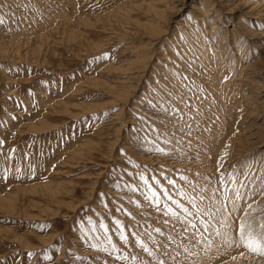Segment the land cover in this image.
<instances>
[{
	"label": "rangeland",
	"instance_id": "1",
	"mask_svg": "<svg viewBox=\"0 0 264 264\" xmlns=\"http://www.w3.org/2000/svg\"><path fill=\"white\" fill-rule=\"evenodd\" d=\"M0 21V264H264L238 234L264 222V0H0Z\"/></svg>",
	"mask_w": 264,
	"mask_h": 264
},
{
	"label": "snow or ice",
	"instance_id": "2",
	"mask_svg": "<svg viewBox=\"0 0 264 264\" xmlns=\"http://www.w3.org/2000/svg\"><path fill=\"white\" fill-rule=\"evenodd\" d=\"M0 23H2V21H0ZM106 58V57H105ZM157 151H162L161 149H157ZM143 179V178H141ZM169 183H172V181H169ZM236 197L237 199H239V193H236ZM152 198L156 201V203H159V198L156 196V193L153 192L152 193ZM224 199H229L228 196H224ZM173 203H175V201H173ZM179 207V205H177ZM233 208H235V204L233 203ZM184 210V209H182ZM186 211V210H184ZM227 209H217L216 213H212V212H208L207 214L215 219L216 218V214H220L223 218L221 220V227L223 228H230L232 227V225H230L228 223V218L226 216H223V212H226ZM165 215H171L173 217H175V212L172 211L171 208H167L165 210ZM197 214H204L203 210L198 209V213ZM230 215V213H229ZM117 226L119 227V222H116ZM203 223V222H202ZM101 227H103V225H101ZM192 227H196V225H192ZM205 230H207L208 225L204 224ZM159 231V230H157ZM218 235L220 233H217ZM238 234L240 237V241L243 244L244 247H246L250 252L260 255V256H264V222H261L259 224V226H254L253 224L249 223L247 221V219L243 220L240 222L239 224V228H238ZM225 235H227V233H225ZM120 240L121 242H126L127 241V237L123 234V231H121V235H120ZM108 243H111V240L108 239ZM136 244L141 247L143 249L144 252H147L149 255H152L151 252H149V249L144 246L140 240H136ZM94 248L96 247L95 245H92ZM113 251H116L115 247H113ZM159 264H164L163 261H160Z\"/></svg>",
	"mask_w": 264,
	"mask_h": 264
},
{
	"label": "bare ground",
	"instance_id": "3",
	"mask_svg": "<svg viewBox=\"0 0 264 264\" xmlns=\"http://www.w3.org/2000/svg\"><path fill=\"white\" fill-rule=\"evenodd\" d=\"M247 4V3H246ZM246 6V5H245ZM248 6V5H247ZM252 6V5H251ZM252 9V8H251ZM129 96V95H128ZM46 189V188H45ZM49 189V188H48Z\"/></svg>",
	"mask_w": 264,
	"mask_h": 264
}]
</instances>
